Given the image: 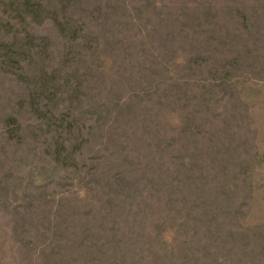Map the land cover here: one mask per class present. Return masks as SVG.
Instances as JSON below:
<instances>
[{
	"label": "rangeland",
	"instance_id": "374dc122",
	"mask_svg": "<svg viewBox=\"0 0 264 264\" xmlns=\"http://www.w3.org/2000/svg\"><path fill=\"white\" fill-rule=\"evenodd\" d=\"M27 1L0 0V264H264V0Z\"/></svg>",
	"mask_w": 264,
	"mask_h": 264
},
{
	"label": "trees",
	"instance_id": "16d2710c",
	"mask_svg": "<svg viewBox=\"0 0 264 264\" xmlns=\"http://www.w3.org/2000/svg\"><path fill=\"white\" fill-rule=\"evenodd\" d=\"M29 1V3H25L24 4V6L23 7H21V12L22 13H24L25 15H27V13H30V11H31V7H32V0H28ZM27 1V2H28ZM31 4V5H30ZM33 9V8H32ZM33 13L35 12V11H32ZM57 13H58V15H59V11H57ZM40 15H42L43 17H44V12H41L40 13ZM58 17V16H57ZM235 178H228L227 180L228 181H232V180H234ZM223 189H225V188H223ZM223 189H221L220 190V192L221 191H223ZM210 213H211V211H210ZM173 251V250H172Z\"/></svg>",
	"mask_w": 264,
	"mask_h": 264
}]
</instances>
